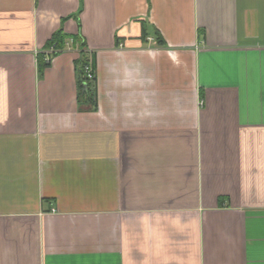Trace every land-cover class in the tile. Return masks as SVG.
Instances as JSON below:
<instances>
[{
	"label": "crops",
	"instance_id": "1",
	"mask_svg": "<svg viewBox=\"0 0 264 264\" xmlns=\"http://www.w3.org/2000/svg\"><path fill=\"white\" fill-rule=\"evenodd\" d=\"M0 264H264V0H0Z\"/></svg>",
	"mask_w": 264,
	"mask_h": 264
},
{
	"label": "trees",
	"instance_id": "2",
	"mask_svg": "<svg viewBox=\"0 0 264 264\" xmlns=\"http://www.w3.org/2000/svg\"><path fill=\"white\" fill-rule=\"evenodd\" d=\"M66 36L62 33V31H58L53 38L51 39V42L49 43V48L50 47H55L58 48L57 52H54L53 55H57L61 50L65 48L64 41H65ZM84 45V44H83ZM40 72L42 75L43 69L47 66L50 65V61L46 60V55L45 53L40 54ZM89 65H93V62L89 59L88 56H85L84 54L82 55V58L78 61H76V72H77V77H78V88H79V95L80 98H85L86 101L90 103L92 106V109H95L96 102H95V97H96V88L94 85V80L90 79L87 74H86V69Z\"/></svg>",
	"mask_w": 264,
	"mask_h": 264
},
{
	"label": "built area",
	"instance_id": "3",
	"mask_svg": "<svg viewBox=\"0 0 264 264\" xmlns=\"http://www.w3.org/2000/svg\"><path fill=\"white\" fill-rule=\"evenodd\" d=\"M58 50H56L53 46L50 47L49 50L46 51V60L47 61H51L54 52H57ZM86 74L90 79H93L95 77V72L93 69L92 65H89L86 69ZM201 104H203V101H200Z\"/></svg>",
	"mask_w": 264,
	"mask_h": 264
}]
</instances>
